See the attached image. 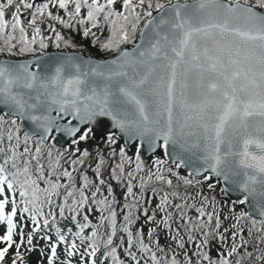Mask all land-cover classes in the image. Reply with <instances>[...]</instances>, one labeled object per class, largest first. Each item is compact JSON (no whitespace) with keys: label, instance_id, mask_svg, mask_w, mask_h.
<instances>
[{"label":"snow or ice","instance_id":"obj_1","mask_svg":"<svg viewBox=\"0 0 264 264\" xmlns=\"http://www.w3.org/2000/svg\"><path fill=\"white\" fill-rule=\"evenodd\" d=\"M258 9L264 0H0V55H33L0 60V244L6 245L0 264L14 244L16 258L24 259L14 235L23 239L17 229L25 221L33 233L54 230L55 242L41 237L51 252L48 264L61 245L66 264L77 255L79 264H264V12ZM59 27L92 36L93 47L99 43L93 30L107 27L100 49L118 54L42 61L36 45L76 47ZM126 44L133 47L121 51ZM98 129L107 154L79 147ZM115 130L128 140L118 149ZM133 142L135 167L126 171ZM144 149H160L174 168L157 157L146 169ZM213 177L243 194L226 215L205 194V184L215 191ZM113 181L126 201L119 227ZM102 189L108 196L97 199ZM237 203L251 211L237 212ZM97 210L100 224L92 225L89 214Z\"/></svg>","mask_w":264,"mask_h":264},{"label":"trees","instance_id":"obj_2","mask_svg":"<svg viewBox=\"0 0 264 264\" xmlns=\"http://www.w3.org/2000/svg\"><path fill=\"white\" fill-rule=\"evenodd\" d=\"M250 3L252 5H256V0H250ZM261 10H264V9H261ZM94 30L98 32L97 37L99 38V43H97L95 47L92 46V40H93L92 36H89L87 39H85V38L81 37L82 35L76 34L74 32V29L73 30H67V29L61 30L62 31L61 34H63L65 36V39L69 38L75 34L74 35V41L72 43L77 44L79 47V49L77 48V50L83 52L86 55L96 56L99 58H105V57H109V56H112L115 53H117L115 51H103L100 49V43L106 42L109 38V31H108L107 27H105L103 29H94ZM81 39H82V41H81ZM83 42H84V44H83ZM79 44H82V45H79ZM49 47L54 49V50H71V49H74V48H70V47H65V46H63V44H62L60 49H57V48H55L53 43L49 44ZM124 47L125 46L123 45L121 48H124ZM5 55H7V54L0 55V57L5 56ZM118 143H121V141L119 139H118ZM79 147L82 149L87 148L89 151L93 152L94 155H95L96 149H99L101 152H103L105 154L108 153V147L105 143L104 137H102L98 142H94L91 139L87 143H81V145ZM61 150L63 151L64 148L62 147ZM159 155L161 156V159H164L161 153H159ZM109 162H110V159H109ZM169 164H171V163H169ZM88 171L90 172L91 170L89 169ZM182 171L187 174L186 171H184V170H182ZM105 175H107V172L105 173ZM113 185L116 189V199L118 201V204L114 205L113 207L117 210V213H118L117 224L119 227L123 224V215H124V212H122L120 209H121V206L126 201L123 200L120 197V195L118 194V185H115V182H113ZM204 191H205V187H204ZM102 193H103L102 195H100V194L97 195V199H102L104 196H108L105 194L104 190H102ZM215 194H217V193H215ZM109 199H111V197H109ZM231 202L233 203L235 201H231ZM236 205H237V209L239 211L245 210L243 205H239L238 203ZM45 211L47 212V209H45ZM83 214H87V209L84 210ZM104 215H107V213L105 212ZM58 220H59V217H58ZM89 220L91 221L92 225L100 224V212L98 210L93 211L91 214H89ZM80 222L84 223L82 218H80ZM25 223L28 224L27 227H23V228L18 227V229H17V230H19V232H22L24 234L23 239L21 238V236H18L19 237L18 243H20L22 240V244L19 248V252H20V255L24 259L18 260L16 258V250L17 249H16V245L14 244L13 247L9 250L8 254L6 255L4 264H13L14 261H15V264H27L28 262H30L29 264H41L42 262H45V264H48V261L51 258V252H50V249L48 247L47 241H45L41 237L44 235H52L53 242H55L56 236L54 234V230H53V232H47L45 230H42L41 233H33L32 229H31V222L25 221ZM66 223H67L66 221L59 220V225L61 227H63ZM68 226L73 227V231H77V229L73 225L68 224ZM92 230H93V228H91V227L85 229V235H90ZM107 230H109V226H108V223L105 222L100 227V232L102 235L105 236V238H106ZM28 235L33 236L32 245H29L27 243V236ZM70 239H71V237H70ZM23 242L27 245L26 247L23 245ZM77 243L79 244L80 242L77 240ZM4 246H6V245L0 244V248H2ZM37 248L39 249V254H40L39 260H36L37 258L35 257V253H36ZM83 250H84V248L82 246L81 251H83ZM66 260H67V256H66V253L64 252V246L61 245L58 248V257L55 260V264H66ZM72 260H73V264H79V262H80L79 255H77L76 257H73ZM98 264H101V262L98 261ZM103 264H108V262H103Z\"/></svg>","mask_w":264,"mask_h":264},{"label":"rangeland","instance_id":"obj_3","mask_svg":"<svg viewBox=\"0 0 264 264\" xmlns=\"http://www.w3.org/2000/svg\"><path fill=\"white\" fill-rule=\"evenodd\" d=\"M167 2V0H163V2ZM264 11V10H263ZM58 30L59 31H61V30H64L62 27H59L58 28ZM68 30V29H67ZM93 31H95V30H93ZM74 32H75V30H74ZM96 32V35H97V31H95ZM61 33H62V31H61ZM76 33V32H75ZM44 34L46 35V37L47 36H53V39H54V34L53 33H51V32H44ZM63 35V34H62ZM75 35V34H74ZM74 35L73 36H71V37H69V38H66V40H68L69 42H73L74 41ZM82 37V36H81ZM81 41H82V39H81ZM53 42L52 41H49V44H52ZM73 44H75V43H73ZM83 44H84V42H83ZM101 44V43H100ZM76 45V47L74 48V49H71V50H77V48L79 49V47H78V45L77 44H75ZM79 45H82V44H79ZM131 44H126V45H124L125 47H128V46H130ZM77 51H79V50H77ZM81 52V51H80ZM83 53V52H82ZM120 146H123V143L121 142V143H118L117 144V149L120 147ZM136 151H137V146H136V144H134V145H132L131 147H129L128 149H127V153H128V155L129 156H131V157H133V164L131 165V166H126V171H131L134 167H135V153H136ZM157 155H152V156H150V157H148L147 159H143L144 160V163H145V168L147 169V168H150V167H152V164H153V161L157 158V157H159V158H161V156L158 154V153H156ZM117 160H118V157L117 158H110V165H112V166H114L115 165V163L117 162ZM166 166H170V167H173L174 168V164H167ZM154 170V169H153ZM181 171V174H185L186 175V173L185 172H183L182 170H180ZM114 182V181H113ZM208 183H213V184H215L216 185V187H215V191L213 192V191H209V189L207 188V184H205L204 185V187H205V194H207V195H210V196H212V195H214L215 197H216V201H217V203H216V207H217V209L218 210H222V215H226L227 213H228V211H229V209L233 206V203L231 202V201H234V200H230V199H227L226 197H225V195H224V192H222V186H221V184L220 183H216V179L213 177V179L211 180V181H209ZM103 190V189H102ZM104 192H105V194L106 195H108V193H107V191L106 190H104ZM215 193H217V194H215ZM118 194L120 195V197L123 199V196H124V192H123V189H122V187L121 186H119L118 185ZM131 199V198H130ZM124 200V199H123ZM235 201H237V200H235ZM240 205V204H239ZM235 207H236V211L237 212H239V210L237 209V205H235ZM141 219H143V218H141ZM17 232L19 233V230H17ZM4 234V229L2 228V227H0V235H3ZM19 235H14V239L17 241V242H19V237H18ZM23 245L26 247L27 245L23 242ZM36 246V245H35ZM29 247V246H28ZM39 256H40V254H39V249L37 248L36 249V253H35V257L37 258L36 260H39ZM30 262H28L27 264H29ZM41 264H45V262H42Z\"/></svg>","mask_w":264,"mask_h":264},{"label":"water","instance_id":"obj_4","mask_svg":"<svg viewBox=\"0 0 264 264\" xmlns=\"http://www.w3.org/2000/svg\"><path fill=\"white\" fill-rule=\"evenodd\" d=\"M182 2H183V0H182ZM258 10L261 11V12H264V11H262L260 9H258ZM142 26L143 25H141V27ZM137 42H139L138 39H137ZM132 47H133V45H131L129 47H124V48L121 49V51L124 50L125 48L131 49ZM40 54H37L36 56H40ZM65 54L83 55L86 58L87 57H91L93 59H97V60H102L103 61V60H109V59L114 58L118 53H116V54H114L112 56H109V57L99 58V57H96V56L85 55L82 52H79V51H76V50H50V49H46L44 51V55L41 57V59L43 61V60H47L49 57H54V56H57V55H65ZM32 58H33V56L24 57V58L1 57L0 60H4V59L16 60V59H32ZM108 124H110V121H108L105 118V120H104V128H107ZM103 130L104 129H98L97 130L96 136L92 139L94 142H97L101 137H103ZM115 131L117 133V138L122 141L123 145L126 144V143H128L127 137L123 136L119 132V130H115ZM60 143H61V145H65V141L63 139L61 140ZM134 144L137 145L136 142H133V143H131V145L129 147H131ZM170 151H171V149H170ZM157 152H161L162 153V151L160 149H156L155 151H152L150 149L141 150L142 159H147L148 157H150L151 155H153V154H155ZM162 155H163V157H164L165 160H168L170 163H172L171 162V159L169 157L165 156L163 153H162ZM183 170H185V169H183ZM190 170L191 169H187L185 171L187 172V171H190ZM220 184L222 186V189H224V188H227L228 189L227 193H224V195H225V197L227 199H230V200H238L239 198H242V195L243 194L240 193L239 191H237L233 185H231V184L225 185L223 182H220ZM243 207H244L245 210L251 211V208L249 206L243 205Z\"/></svg>","mask_w":264,"mask_h":264},{"label":"flooded vegetation","instance_id":"obj_5","mask_svg":"<svg viewBox=\"0 0 264 264\" xmlns=\"http://www.w3.org/2000/svg\"><path fill=\"white\" fill-rule=\"evenodd\" d=\"M43 35H45L44 32H43ZM45 36H46V35H45ZM46 42L49 44V41H46ZM35 47H36V49H37L35 55L41 53V51H44V50H40L39 47H38V45H36ZM48 48H50V47H48ZM7 56H8V55H7ZM28 56H32V54H27V55H24V56H20V57H12V58H22V57H28ZM8 57H9V56H8Z\"/></svg>","mask_w":264,"mask_h":264}]
</instances>
